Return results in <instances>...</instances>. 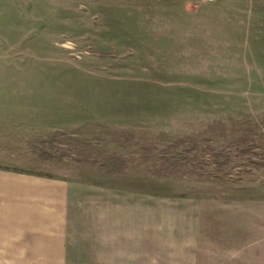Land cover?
<instances>
[{"label": "rangeland", "instance_id": "rangeland-1", "mask_svg": "<svg viewBox=\"0 0 264 264\" xmlns=\"http://www.w3.org/2000/svg\"><path fill=\"white\" fill-rule=\"evenodd\" d=\"M168 1L1 9L24 35L8 64L39 73L21 92L48 96L41 112L56 116L41 117L24 168L71 173L72 264H115L118 247L116 264H264V65H212L216 35ZM255 3L248 32L264 50Z\"/></svg>", "mask_w": 264, "mask_h": 264}, {"label": "crops", "instance_id": "crops-1", "mask_svg": "<svg viewBox=\"0 0 264 264\" xmlns=\"http://www.w3.org/2000/svg\"><path fill=\"white\" fill-rule=\"evenodd\" d=\"M172 1L186 15L185 21L204 24L216 35L219 48L212 65H264L259 59L263 45L254 43L260 33L248 32L255 0ZM9 4V0H0V264H72L75 196L71 173L49 176L24 168V156L31 155L34 148L30 142L48 133L41 126V117L56 116L49 109L41 112V100L48 101L42 99L48 96L21 92L24 84L32 85L30 80L39 81L38 72L31 74L34 78L24 73L36 68L8 64L7 54L13 48L22 50L24 39L22 29L14 24L21 21L18 16L1 12ZM252 38L254 46L249 44ZM208 56L191 52L189 59L198 65L208 62ZM58 120L65 126L72 118L65 115ZM120 252V247L113 249L111 262L121 260Z\"/></svg>", "mask_w": 264, "mask_h": 264}]
</instances>
